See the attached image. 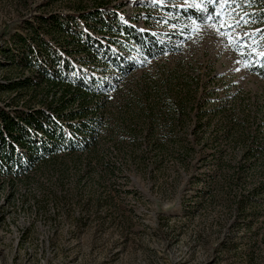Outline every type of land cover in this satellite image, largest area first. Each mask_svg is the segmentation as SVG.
Listing matches in <instances>:
<instances>
[{"label":"rangeland","instance_id":"obj_1","mask_svg":"<svg viewBox=\"0 0 264 264\" xmlns=\"http://www.w3.org/2000/svg\"><path fill=\"white\" fill-rule=\"evenodd\" d=\"M98 4L108 6L121 24L155 32L168 54L146 60L116 37L112 48L135 64L125 76L112 69L99 74L97 63L76 60L85 74L100 75L109 86L108 101L98 105L95 148L76 156L58 153L29 170L17 164L0 175V264H264V207L249 229L238 228L232 199L217 196L210 179L216 174L212 149L196 145L192 154L185 152L198 125L195 113L172 137L167 125L144 126L134 104L126 106L136 86L131 77L174 70L193 76L191 89L205 98L204 110L232 97L264 106V80L236 64L241 57L212 30L181 35L191 15L183 13V0H167L163 8L152 0H0V85L31 76L4 61L1 52L12 38H30V25H40L39 18L64 19L77 6L88 10ZM244 10L254 12L257 21L248 30L264 29V0H251ZM103 34L106 44L114 38ZM259 43L264 50V39ZM27 92L0 90V108L39 109L27 101L39 95ZM226 127L221 116L197 136L206 139L218 130L216 150L222 152ZM18 153L24 161L26 153Z\"/></svg>","mask_w":264,"mask_h":264},{"label":"trees","instance_id":"obj_2","mask_svg":"<svg viewBox=\"0 0 264 264\" xmlns=\"http://www.w3.org/2000/svg\"><path fill=\"white\" fill-rule=\"evenodd\" d=\"M74 10L77 12L64 19L39 18L40 25L34 28L30 25V38L15 36L11 46L1 52L9 67L28 71L31 76L6 87L0 85V90L37 93V101L30 97L27 101L40 107L28 105L26 110H7L11 105L6 104V109L0 108V175L10 173L17 164L29 170L58 153L76 156L94 150L100 120L98 105L101 100L108 101L109 86L100 75L85 74L75 64L76 60L97 63L101 67L99 74L112 69L123 77L135 69V64L112 48L117 46L116 37L136 48L146 60L168 51L167 45L158 43L156 36L121 24L108 6L98 4L88 10L77 6ZM103 32L114 37L109 44L102 41ZM250 73L264 80V67L254 65ZM192 77L181 76L176 70L166 74L158 71L156 77L145 73L133 76L131 81L136 86L127 97L126 106L134 104L137 121L144 126L167 125L172 137L191 120L193 111L198 125L192 129L194 139L185 152L192 154L196 145L212 149L209 155L216 159V174L210 179L216 195L232 199L238 228L249 229L253 219L259 217L258 209L264 207V106L256 100L232 97L212 110H204L207 102L204 97L196 98L191 89ZM221 116L227 125L221 139L225 146L222 152L216 150L220 143L218 130L206 139L197 136L198 130L209 129ZM131 139L135 140V135ZM18 150L26 153V159H21L23 163Z\"/></svg>","mask_w":264,"mask_h":264},{"label":"snow or ice","instance_id":"obj_3","mask_svg":"<svg viewBox=\"0 0 264 264\" xmlns=\"http://www.w3.org/2000/svg\"><path fill=\"white\" fill-rule=\"evenodd\" d=\"M154 7H166L167 0H152ZM186 7L183 13L191 12L186 18L189 25L180 29L181 35L185 32L199 34L205 28L212 30L220 42L227 48H231L241 59L236 64L251 69L253 64L264 67V50L261 49L259 41L264 39V29L253 28L248 30L257 21L253 19L255 13L245 11L251 4V0H183ZM264 15V14H262ZM167 24L168 20H162ZM173 29L175 26H172ZM141 32H150L149 29H140ZM156 36L155 32H150ZM170 39V37H169ZM159 43V41H158ZM165 55L168 53L165 52ZM236 71L241 68L237 67Z\"/></svg>","mask_w":264,"mask_h":264}]
</instances>
